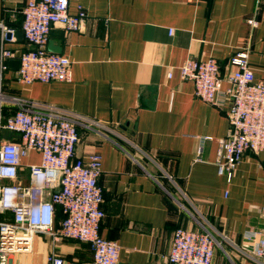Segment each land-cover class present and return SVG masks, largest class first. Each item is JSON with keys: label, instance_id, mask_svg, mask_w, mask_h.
I'll return each mask as SVG.
<instances>
[{"label": "crops", "instance_id": "1", "mask_svg": "<svg viewBox=\"0 0 264 264\" xmlns=\"http://www.w3.org/2000/svg\"><path fill=\"white\" fill-rule=\"evenodd\" d=\"M78 4L86 11L81 29L52 24L47 41L48 51L69 58L71 81L24 84L9 67L3 91L105 125L106 136L79 128L76 154L102 156L99 231L118 245L119 264H172L167 255L177 227H204L220 241L212 264H260L250 252L258 234H246L264 229V150H246L227 181L217 162L218 139L229 128L228 98L220 106L205 102L177 67L212 56L224 77L232 70L230 57L248 48L255 80L264 81V0H68V12ZM23 6L0 0V37L5 28L15 30L13 40L0 44L15 54L31 48L16 34ZM2 109L8 114L16 106ZM38 162L40 153L31 150L21 159V175ZM60 219L56 214L55 225ZM49 252L63 264H94L88 242L52 241L44 233L13 263L44 264Z\"/></svg>", "mask_w": 264, "mask_h": 264}, {"label": "built area", "instance_id": "2", "mask_svg": "<svg viewBox=\"0 0 264 264\" xmlns=\"http://www.w3.org/2000/svg\"><path fill=\"white\" fill-rule=\"evenodd\" d=\"M20 29L31 48L15 54L0 44V264H14L17 254L32 251L36 234L44 233L52 241L72 238L88 242L94 264H119L118 245L100 234L104 216L101 154L93 150L86 157L76 154L79 128L106 136L105 125L83 114L51 104L24 101L3 91V74L8 61L17 59L16 79L24 84L33 81H66L72 79L70 60L47 50L52 24L67 30L81 29L86 17L82 5L68 12V0H22ZM253 28L255 18L247 19ZM172 28L168 32L171 34ZM15 30L5 28L1 43L14 39ZM10 35L7 36L6 34ZM232 70L221 76L216 58L187 59L178 66L182 79L191 80L194 94L205 102L220 106L228 98L226 111L229 128L218 139V172L230 181L233 171L246 150H264V81L255 80L249 66V50L241 48L229 59ZM170 68L167 76L171 77ZM226 86L222 87V82ZM14 104L16 109L4 114L2 106ZM3 130L16 133L5 140ZM206 138V137H204ZM33 150L40 162L29 164L21 175V159ZM201 147L198 148V157ZM57 208L62 217L55 225ZM264 213V205L262 206ZM251 246V254L264 264V229ZM220 241L206 228L190 230L177 227L167 259L172 264H212ZM244 244L243 248H248ZM17 264H28L19 261ZM44 264H63V259L49 252Z\"/></svg>", "mask_w": 264, "mask_h": 264}, {"label": "water", "instance_id": "3", "mask_svg": "<svg viewBox=\"0 0 264 264\" xmlns=\"http://www.w3.org/2000/svg\"><path fill=\"white\" fill-rule=\"evenodd\" d=\"M16 34H17V35H22V36H23V32H22V31H17ZM6 35L9 36L10 34L7 33ZM18 64H19V62H18L17 59H10V60L8 61V65H9V67H10L11 69H15V70H16V69L18 68ZM2 136H3V138H4L5 140H9L11 137L16 136V133H15V132H12V131H9V130H3V132H2Z\"/></svg>", "mask_w": 264, "mask_h": 264}, {"label": "trees", "instance_id": "4", "mask_svg": "<svg viewBox=\"0 0 264 264\" xmlns=\"http://www.w3.org/2000/svg\"><path fill=\"white\" fill-rule=\"evenodd\" d=\"M56 214H57L58 216H60V218L62 217V214H61V211H60L59 208H57V212H56Z\"/></svg>", "mask_w": 264, "mask_h": 264}, {"label": "rangeland", "instance_id": "5", "mask_svg": "<svg viewBox=\"0 0 264 264\" xmlns=\"http://www.w3.org/2000/svg\"><path fill=\"white\" fill-rule=\"evenodd\" d=\"M27 256V254H22V258H25Z\"/></svg>", "mask_w": 264, "mask_h": 264}]
</instances>
